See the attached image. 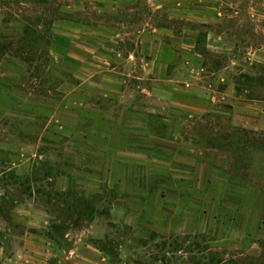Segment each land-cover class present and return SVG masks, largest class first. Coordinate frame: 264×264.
I'll return each instance as SVG.
<instances>
[{"label": "rangeland", "instance_id": "obj_1", "mask_svg": "<svg viewBox=\"0 0 264 264\" xmlns=\"http://www.w3.org/2000/svg\"><path fill=\"white\" fill-rule=\"evenodd\" d=\"M153 31L176 60L135 52L103 97L101 52ZM19 204L53 264H264V0H0L12 248Z\"/></svg>", "mask_w": 264, "mask_h": 264}, {"label": "crops", "instance_id": "obj_2", "mask_svg": "<svg viewBox=\"0 0 264 264\" xmlns=\"http://www.w3.org/2000/svg\"><path fill=\"white\" fill-rule=\"evenodd\" d=\"M213 10L215 11V9ZM215 12H213L214 16L216 14ZM161 40H166V37L158 31H153L146 33L144 36L140 35L138 40L139 45L136 50H126L123 54L115 50H109V52L104 53L101 52V56L104 57V64L107 66L106 70L108 75L106 81L109 82V86L107 87L108 93L102 96H108L109 98L113 96V93L109 92L117 90V79H120V81L124 83L125 77H117L121 76L120 73H117V71H119L120 65H124L126 67L133 65L136 59L134 54L135 52L143 57H152V59L146 63L148 73H151L154 65H157L156 61L158 58H155L154 56L155 49L165 47L169 53L173 54L174 62L176 57L179 55L177 52L179 46H177V44L165 45ZM156 46L158 47L154 48ZM186 48L188 49V47ZM89 50L91 49L85 48L82 52L78 49L75 51L78 54L85 55L87 59L89 57ZM86 59L85 62L87 61ZM123 75H125V73H123ZM83 83L84 82H80L78 86H82ZM31 212V209L27 208L24 204L16 205L9 211V216L12 222L24 228V234L21 236V244H18L15 248H12V244L9 243V235L7 234L9 229L6 225H2V223H0V264L54 263L53 260L56 257L58 246L49 238V233L50 235L52 234L53 228L50 225L36 227L33 222L30 221Z\"/></svg>", "mask_w": 264, "mask_h": 264}]
</instances>
